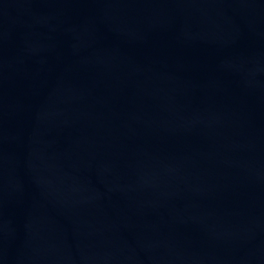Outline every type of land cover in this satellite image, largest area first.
Listing matches in <instances>:
<instances>
[{
    "label": "water",
    "instance_id": "water-1",
    "mask_svg": "<svg viewBox=\"0 0 264 264\" xmlns=\"http://www.w3.org/2000/svg\"><path fill=\"white\" fill-rule=\"evenodd\" d=\"M0 264H264V0H0Z\"/></svg>",
    "mask_w": 264,
    "mask_h": 264
}]
</instances>
